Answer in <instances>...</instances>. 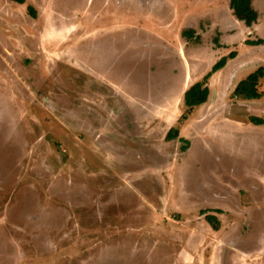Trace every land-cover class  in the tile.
Wrapping results in <instances>:
<instances>
[{
	"label": "rangeland",
	"instance_id": "rangeland-1",
	"mask_svg": "<svg viewBox=\"0 0 264 264\" xmlns=\"http://www.w3.org/2000/svg\"><path fill=\"white\" fill-rule=\"evenodd\" d=\"M252 1L247 27L228 0H0V264H264V96L230 97L264 68Z\"/></svg>",
	"mask_w": 264,
	"mask_h": 264
},
{
	"label": "trees",
	"instance_id": "trees-1",
	"mask_svg": "<svg viewBox=\"0 0 264 264\" xmlns=\"http://www.w3.org/2000/svg\"><path fill=\"white\" fill-rule=\"evenodd\" d=\"M14 2L16 4H24L25 0H8ZM229 8L233 13V16L236 20L244 23L245 26L251 27L253 24L258 21V13L253 7L252 0H228ZM32 17H35L32 8H28ZM193 35L192 31H189V35ZM188 35V36H189ZM183 36H186L185 32H183ZM187 36V37H188ZM246 45L256 46V45H264V40L257 41H246ZM234 58V54L231 53L227 57L221 58L210 70L208 74H206L201 81L194 83L191 85L183 95V106L185 108L183 119L186 120L192 111L205 104L208 99V88L206 86L207 80L210 76L222 69L226 62L230 59ZM264 85V68L259 67L254 72L249 74L245 79L241 80L234 90L232 91L230 97L233 99L241 100V101H254L259 100L264 96V92L261 91V87ZM249 122L255 126H264V117L251 116L249 118ZM179 138V132L175 128H171L166 135V140L171 141ZM207 224L212 228V230L217 231L218 220L215 216L207 215L205 217Z\"/></svg>",
	"mask_w": 264,
	"mask_h": 264
}]
</instances>
